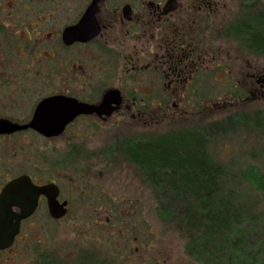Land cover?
<instances>
[{
    "label": "flooded vegetation",
    "instance_id": "1",
    "mask_svg": "<svg viewBox=\"0 0 264 264\" xmlns=\"http://www.w3.org/2000/svg\"><path fill=\"white\" fill-rule=\"evenodd\" d=\"M229 2L0 0V196L9 182L28 175L38 186L56 184L58 201L69 208L71 195H65L59 179H68L75 169L85 171L84 159L79 167L71 158L76 144L82 147L91 138L87 126L159 118L164 104L179 108L180 102L189 105L207 95L211 77L264 94V70L257 71L254 62L264 51L235 33L238 24L251 21L248 14L227 16ZM220 35L228 37L226 46L215 41ZM232 44L247 57L238 49L225 55L241 57L242 66L221 59L223 48ZM78 102L94 109L79 112ZM38 112L37 121L45 122L40 127H61L57 120H69L60 133L46 135L30 126ZM37 203L0 256L7 253L14 260V246L36 212L46 209L54 217L48 193H40ZM11 210L20 213L22 207L13 204Z\"/></svg>",
    "mask_w": 264,
    "mask_h": 264
},
{
    "label": "rangeland",
    "instance_id": "2",
    "mask_svg": "<svg viewBox=\"0 0 264 264\" xmlns=\"http://www.w3.org/2000/svg\"><path fill=\"white\" fill-rule=\"evenodd\" d=\"M226 12L235 18L248 14L252 22L264 12V0H230ZM228 40L220 35L215 41L226 46ZM232 45L223 48L221 59L241 65V57L238 61L236 54L232 58L225 55L229 49L237 53ZM240 49L238 53L247 57ZM254 62L257 71L264 70V54L256 53ZM233 84H221L211 77L207 95L201 93L189 105L180 102L179 108L174 102L164 104L159 118L87 126L91 138L82 147L77 143L71 158L79 167L84 159L85 171L75 169L68 179H59L65 195H71L67 215L55 220L46 209L36 212L35 222L27 224L14 246V260L5 253L0 264H255L242 257H252L257 248L249 247L246 254L232 245L245 237L252 240L251 245L253 235L264 243V189L244 178L250 173L264 179V94L235 89ZM214 122L217 126L210 129ZM193 126L210 130L206 151L228 169L234 182L240 180L233 188L240 190L244 202L234 206L238 211L229 225L232 235L226 250L209 251L205 238H194L195 232L179 221L166 220L172 210H159L164 196L157 195L160 190L151 183L155 178L149 179L121 146L124 139L182 132ZM80 150L83 154L76 155ZM178 214L186 217V210L178 208ZM197 238L200 242L195 245ZM148 240L153 247H146ZM92 247H97V253H92Z\"/></svg>",
    "mask_w": 264,
    "mask_h": 264
},
{
    "label": "trees",
    "instance_id": "3",
    "mask_svg": "<svg viewBox=\"0 0 264 264\" xmlns=\"http://www.w3.org/2000/svg\"><path fill=\"white\" fill-rule=\"evenodd\" d=\"M254 19L238 24L235 33L240 39L250 40L251 47L264 51V12ZM215 126L216 122L209 128ZM209 134L208 128L193 126L182 132L124 139L121 146L125 156L142 167L149 179L152 176L155 178L151 183L160 190L157 195L164 196L158 208L163 212L172 210L173 214L166 219L164 213L160 212L163 218L170 222L179 221L189 231L195 232L194 238L206 239V249L219 251L228 249L232 235L229 225L233 221V214L238 211L234 206L243 203L244 197L238 193L239 189L233 188V184L238 185L240 180L234 182L228 169L221 162L214 161L206 151ZM244 178H249L257 188L264 189V179L260 176L247 173ZM182 207L186 210V217L185 214H178V208ZM176 214L180 216L179 219ZM253 236V244L250 245L252 240L245 237L232 248L244 250L246 254L249 247L257 248L252 250V257L243 254L242 258H250L253 263H264V243H260L262 238ZM199 240L197 238L193 244L197 245Z\"/></svg>",
    "mask_w": 264,
    "mask_h": 264
},
{
    "label": "water",
    "instance_id": "4",
    "mask_svg": "<svg viewBox=\"0 0 264 264\" xmlns=\"http://www.w3.org/2000/svg\"><path fill=\"white\" fill-rule=\"evenodd\" d=\"M112 94V93H111ZM109 98V97H108ZM108 98L105 99V102L101 107L105 106L108 103ZM79 112L84 110H93L88 109L90 106L88 104H81L78 102ZM42 106V105H41ZM96 107V106H94ZM97 108V107H96ZM43 110V106L41 108ZM72 110H68V113ZM42 112H38L35 115V119L31 122L30 126L33 125L35 127H39L41 133L46 135L58 134L63 131L64 124L69 120L67 118L57 120L61 127H52L45 128L40 127L43 126L45 122L37 121L41 118ZM27 125H13L15 128L25 127ZM58 190L59 187L55 184L38 186L31 182L28 175H22L13 179L9 184L2 190L0 196V248L4 249L5 247L13 244L15 240V235L20 231V223L24 219V217L32 215L36 206L37 199L40 193H48L49 195V203H50V213L55 218L64 217L67 214V202H59L58 201ZM13 204H18L22 207V211L20 213L12 212Z\"/></svg>",
    "mask_w": 264,
    "mask_h": 264
}]
</instances>
